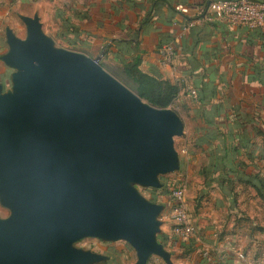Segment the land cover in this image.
<instances>
[{"label":"water","instance_id":"water-1","mask_svg":"<svg viewBox=\"0 0 264 264\" xmlns=\"http://www.w3.org/2000/svg\"><path fill=\"white\" fill-rule=\"evenodd\" d=\"M24 38L6 29L0 86V264H94L77 250L93 237L124 241L135 264L156 256L163 207L133 185L159 189L158 176L178 170L173 138L183 124L171 109L144 103L100 66L104 55L57 49L37 15L20 17Z\"/></svg>","mask_w":264,"mask_h":264},{"label":"crops","instance_id":"crops-1","mask_svg":"<svg viewBox=\"0 0 264 264\" xmlns=\"http://www.w3.org/2000/svg\"><path fill=\"white\" fill-rule=\"evenodd\" d=\"M212 2L214 0H0V86L5 84L3 91H8L13 73L1 60L8 51L5 30L22 39L25 27L20 17L37 15L42 32L62 47L93 53L107 49L116 62L139 54L142 72L172 85L184 78L186 82L181 85L184 88L177 101L190 97V89L197 94L206 84L207 88L202 89H209L211 108L223 115L214 123L240 129L253 118V124L245 128H257L263 133L249 140L250 158L238 152V159L245 164H255L256 171L264 178V37L255 30L209 20L207 10ZM162 44H170L175 50L174 69L160 66ZM194 110L197 114V104ZM196 114L192 122L198 120ZM178 117L183 124V111ZM235 143V140L227 141V144ZM205 146L207 149L197 147L196 150L195 159L200 162L209 158L214 143ZM159 183L162 193L163 184ZM234 183L230 194L221 191L217 184L212 185L213 205L230 218L229 226L223 227L224 234L218 239L215 234L202 231L199 238L175 243L164 210L170 203L168 195L162 193L166 205L152 202L163 207L158 216L161 225L157 241L169 254L171 264H264V250L257 248L256 237L250 243L239 239L246 233L240 223L247 219L253 227L248 230L249 234H255V227L264 226V200L257 197L251 187ZM241 196L249 197V201L242 202ZM241 213L245 216H240ZM257 235L262 245L264 234ZM205 249H210L211 257H207ZM243 254L252 258L249 260Z\"/></svg>","mask_w":264,"mask_h":264},{"label":"rangeland","instance_id":"rangeland-1","mask_svg":"<svg viewBox=\"0 0 264 264\" xmlns=\"http://www.w3.org/2000/svg\"><path fill=\"white\" fill-rule=\"evenodd\" d=\"M52 29L53 28H51V30ZM53 44L55 48L58 47L57 49L62 48L64 50L81 53L86 56L88 54H91L93 58L101 51L98 50V52L93 53L92 51L89 52L90 50L86 49L65 48L62 47V44L58 43L57 40H54ZM112 60L113 59L107 50L105 51V56L103 55L101 57L99 64L104 71H106L109 75L116 79L131 93L140 98L138 83L135 81L133 73L131 71H125L123 67L124 64H122V62H116ZM11 71L14 72L13 69H11ZM4 89L5 84L2 87V92H4ZM184 95H186V93H184ZM141 100L144 103L148 104L145 100ZM195 104L196 103H194L190 97H182V99L178 101L177 98L173 99L171 108H167L173 110L177 115L182 111L184 113L182 134L179 137L173 138V148L177 155L179 167L178 171L158 176V180L163 184L162 193L164 195H166L167 191L178 186L180 183H185V201L187 205V214L194 229V238H199V236L201 237L200 234L202 233V231H204V233L207 231L209 232V235L215 234L216 238L218 239V236H222V234H224L222 231L223 227L227 225L229 226L228 221L230 218L225 214L226 212L224 210H220V208L217 209L213 205L215 204V202L212 201V185L215 186L216 184L214 182V176L219 170V166L215 165L211 161V159H206V161L201 162L195 159V156L197 154V147H200L201 149H207L205 144H200V141L198 142V140L200 139V137H206L205 134H208L202 129L200 122L198 125L194 124V122H197V120L194 119V122H192V117L194 118L195 116ZM212 150L213 149H210L209 152H211ZM211 172L215 173L212 174ZM133 189L142 198L149 202H158L161 205L165 203L166 205L165 198L162 196V193L159 189L145 188L137 185H133ZM240 199L244 203L249 201V197L247 196H241ZM218 205H220V203ZM215 208L216 210H214ZM164 210L165 213L168 214V207H165ZM239 212L240 211L238 210V215ZM9 215L10 211L0 204V219H6L7 217H9ZM240 216H245V214L241 213ZM250 222L251 221L247 219L246 222H242V224L240 223V225L243 226L244 229H246V233L242 236L240 233L241 237L239 239H243L245 243H250L251 239H253V237H256L254 241H256L257 248L260 249L261 247V249L264 250V235L263 239H261L262 245L259 242V235H257L258 233L264 234V226L255 227V234H249L248 230L253 228ZM170 236L174 239L175 243H181V240L175 238L172 234ZM72 247L77 250L102 255L106 258L104 261L94 264L136 263L135 251L124 241L107 242L93 237H86L73 243ZM204 253H206L207 257H211L213 254L210 252V249H207ZM244 256H246V258L249 260L250 258H252V256L249 255ZM260 259H263V257H260ZM148 260V264H164L161 259L155 256L149 257ZM175 261L176 260H174V262ZM175 264H177V262Z\"/></svg>","mask_w":264,"mask_h":264},{"label":"trees","instance_id":"trees-1","mask_svg":"<svg viewBox=\"0 0 264 264\" xmlns=\"http://www.w3.org/2000/svg\"><path fill=\"white\" fill-rule=\"evenodd\" d=\"M253 1L261 2L259 0ZM103 51L105 52L107 49ZM140 61L139 54H136L132 58H122V61H120L124 64L125 71L133 73L134 79L138 83L140 98L158 109L171 108L173 99L178 97L181 88L184 86L178 84L172 85L166 80L142 72L139 68ZM204 85H202L201 89L207 88V85ZM201 89L197 91L196 104L199 107V111L195 114L202 129L208 134H205L206 137H200L198 142L200 141V144L214 143V148L208 158L215 165L219 166V170L214 176V182L221 191L224 190L227 194L232 192L234 182L247 185L254 189L257 197L264 200V178L256 171L255 164H245L238 159V152H243L247 159L250 158L249 152L247 153L249 140L251 137L263 136V133L257 128H245L246 125L253 124V118H249L248 122L240 129L228 127L226 123L223 126L214 123L217 117L223 115L211 108V102L208 98L209 89ZM231 140H235L236 143L227 144V141ZM190 246L191 244L187 248L188 251H190Z\"/></svg>","mask_w":264,"mask_h":264},{"label":"built area","instance_id":"built-area-1","mask_svg":"<svg viewBox=\"0 0 264 264\" xmlns=\"http://www.w3.org/2000/svg\"><path fill=\"white\" fill-rule=\"evenodd\" d=\"M209 20L221 22L234 28H243L248 31L256 30L264 37V3L253 0H217L210 4L208 10ZM185 31L186 27L182 28ZM160 66L163 68H175V50L170 44H164L159 48ZM185 79L180 78L176 84H185ZM190 98L197 102V94L189 90ZM186 184L168 191V221L170 233L179 240L194 238V229L187 214L185 201Z\"/></svg>","mask_w":264,"mask_h":264}]
</instances>
